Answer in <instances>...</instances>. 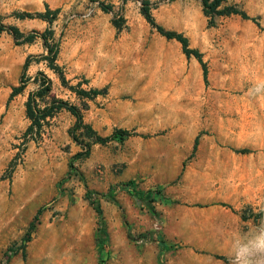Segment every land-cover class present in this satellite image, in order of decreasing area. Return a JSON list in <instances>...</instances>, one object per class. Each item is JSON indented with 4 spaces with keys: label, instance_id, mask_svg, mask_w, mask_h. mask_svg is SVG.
Segmentation results:
<instances>
[{
    "label": "rangeland",
    "instance_id": "rangeland-1",
    "mask_svg": "<svg viewBox=\"0 0 264 264\" xmlns=\"http://www.w3.org/2000/svg\"><path fill=\"white\" fill-rule=\"evenodd\" d=\"M150 1L154 21L201 52L206 81L199 63L143 18L140 0H0V24L23 33L47 26L23 12L58 8L50 25L67 83L106 87L77 98L46 66L38 38L16 43L0 32V264H228L237 230L264 222V97L248 94L264 81V0H224L249 18L220 15L212 25L199 0ZM43 76L50 90L39 105L67 100L100 136L127 135L75 158L74 117L61 109L36 141L24 139V102Z\"/></svg>",
    "mask_w": 264,
    "mask_h": 264
},
{
    "label": "trees",
    "instance_id": "trees-1",
    "mask_svg": "<svg viewBox=\"0 0 264 264\" xmlns=\"http://www.w3.org/2000/svg\"><path fill=\"white\" fill-rule=\"evenodd\" d=\"M199 1L201 4L202 13L207 18L208 25H212L214 23V18L220 15L237 14L241 18L244 19L249 18V16L243 10L237 8L236 6L223 4L224 0H199ZM153 5L154 2H151L150 0H140V13L143 16V18L152 27H154L156 32L159 33L161 36H163L166 39H174L175 41H177L180 44L181 52L186 57H193L199 63L201 68L202 78L204 81H206L207 69L205 62L202 60L201 52L195 47H190L188 45L187 38L182 33L171 29H165L162 25L156 23L150 12V9L153 7ZM98 7L102 11L106 12L111 9V4L98 1ZM57 12H58V8L50 9L46 6L43 12H36L34 14L23 12L20 15V17L37 16L45 20L47 22V26L44 27L41 31L31 30L29 32L23 33L14 25L0 24V32L5 31L9 33L12 36V38L16 41V43L32 42L34 39L38 38L44 50L42 59L45 61L46 66H48L53 72L57 74V77L59 78L61 85L72 91L77 98L89 99L97 95L105 94L106 93L105 86L102 88H95V87L81 88L78 84L72 85L67 83V80L60 66H58L55 62L59 47V41L57 38H55L54 29L51 27L50 24L52 20L55 18ZM113 25L116 28H120L122 25V17L115 18L113 20ZM25 67H26V61L22 65V73H21L22 75L24 74ZM25 82H26V78L23 80L20 79L16 85H12L10 87L8 99L20 93L25 86ZM49 90H50L49 80L45 76H43V78L38 84V88L34 92L29 93L27 95L26 100L24 102V115L28 120V124L25 130L23 131L24 139L36 141L41 135L42 127L46 118L52 116L53 113L61 109L66 110L74 117L73 124L69 128L68 134L76 143H78L81 146L82 149L81 151L76 152L73 155V157L75 158L87 155L89 151V146L91 144L94 143L103 144L107 140L112 139L111 137H116L115 136L116 134L119 135L118 136L119 138L123 137L124 135H127L128 132L126 130L116 129L109 136H100L89 125L83 123L80 108L74 105L73 103H70L67 100L52 97L48 102H45L43 105H39L36 102V97L42 98L46 96ZM81 104L83 106L85 105L83 101ZM82 129L86 133L84 134L87 136L86 141H82V139H79L78 137ZM196 142H197V137H195L193 140L192 151L196 145ZM239 151H245V150L242 149ZM69 166L72 167L71 164H69ZM110 191L111 190H108L106 195L114 201L113 195L111 194ZM86 192L88 195L87 199L89 203L93 205L97 215H100V208L98 207L95 198L92 196L95 192L90 189H86ZM217 204L221 206H228L225 202H218ZM40 212H41V207H38L35 213L33 214L31 220L28 222L26 229L27 235L33 229L34 223L37 220ZM157 244L160 248L164 247L165 245L160 238L157 239ZM21 253L23 255V251Z\"/></svg>",
    "mask_w": 264,
    "mask_h": 264
},
{
    "label": "clouds",
    "instance_id": "clouds-1",
    "mask_svg": "<svg viewBox=\"0 0 264 264\" xmlns=\"http://www.w3.org/2000/svg\"><path fill=\"white\" fill-rule=\"evenodd\" d=\"M248 94L264 97V81L248 89ZM259 211L264 212V208ZM229 248L228 264H264V222L250 230L238 229L230 240Z\"/></svg>",
    "mask_w": 264,
    "mask_h": 264
}]
</instances>
